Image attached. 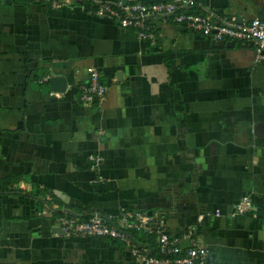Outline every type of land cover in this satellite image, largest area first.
I'll return each mask as SVG.
<instances>
[{"label": "crops", "instance_id": "0c3cea01", "mask_svg": "<svg viewBox=\"0 0 264 264\" xmlns=\"http://www.w3.org/2000/svg\"><path fill=\"white\" fill-rule=\"evenodd\" d=\"M98 1L0 0V264H144L121 240L57 229L93 213L119 225L122 208L149 216L134 240L152 254L160 229L185 247L194 229L206 264H264L255 43L214 41L171 14L150 17L156 38L144 40L97 14ZM195 1L215 20L264 18V0ZM92 66L108 90L87 104ZM244 195L253 207L240 214Z\"/></svg>", "mask_w": 264, "mask_h": 264}, {"label": "built area", "instance_id": "2783aa9c", "mask_svg": "<svg viewBox=\"0 0 264 264\" xmlns=\"http://www.w3.org/2000/svg\"><path fill=\"white\" fill-rule=\"evenodd\" d=\"M40 2L48 0H37ZM70 2V0H65ZM55 7H61L64 0H52ZM196 5L195 0H162L157 2H125L124 0H99L97 14L117 19L126 28H132L139 38L153 41L156 38V26L150 17L173 15L174 21L186 28L198 32L214 41L238 40L252 41L256 45V60L264 61V18L254 17L243 21L236 15L215 20L210 14L196 13L190 10ZM188 8V10H187ZM89 80L82 87V100L87 104L102 102L108 90V84L96 67H89ZM92 165H100L101 158L91 154ZM252 199L244 195L236 203V212L242 214L252 209ZM146 212L122 208L120 223L115 224L104 216L93 213L87 216L63 215L59 218V225L66 235L83 237H105L110 240H121L129 246L132 254L144 264H206L209 249L205 242L191 230L188 234L191 244L183 246L181 240L172 235L167 229L158 231L157 254L143 249L140 243L134 240L130 231H140L148 223Z\"/></svg>", "mask_w": 264, "mask_h": 264}, {"label": "water", "instance_id": "95a60500", "mask_svg": "<svg viewBox=\"0 0 264 264\" xmlns=\"http://www.w3.org/2000/svg\"><path fill=\"white\" fill-rule=\"evenodd\" d=\"M50 81L52 83V87L58 90H64L65 88V84H59L60 82V78L57 77H52L50 78ZM58 84V85H56ZM58 231H60L61 233H63L62 228L60 226L57 227ZM196 263H199V260H196Z\"/></svg>", "mask_w": 264, "mask_h": 264}, {"label": "trees", "instance_id": "16d2710c", "mask_svg": "<svg viewBox=\"0 0 264 264\" xmlns=\"http://www.w3.org/2000/svg\"><path fill=\"white\" fill-rule=\"evenodd\" d=\"M88 215H89V214H88ZM140 231H141V233H144V230H140ZM140 231H135V232L131 233V235L136 234V236H133V238H137L138 241L141 240L140 237L137 236V234H138Z\"/></svg>", "mask_w": 264, "mask_h": 264}]
</instances>
